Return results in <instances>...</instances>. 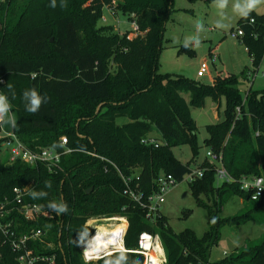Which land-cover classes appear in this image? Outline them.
I'll use <instances>...</instances> for the list:
<instances>
[{
	"label": "trees",
	"instance_id": "1",
	"mask_svg": "<svg viewBox=\"0 0 264 264\" xmlns=\"http://www.w3.org/2000/svg\"><path fill=\"white\" fill-rule=\"evenodd\" d=\"M111 3L66 0L67 6L61 8L57 0L52 8L50 0H10L0 5V79L4 81L0 93L8 96L16 121L12 132L30 150H62L61 137L67 138L66 148L72 150L62 154L56 166L28 165L1 157L4 140L0 139V204L11 200L13 188L18 187L27 190L24 203L35 204L48 215L27 221L13 210L8 216L11 230L17 236L42 230L43 235L30 240L27 247L52 261L37 264H104L118 252L86 263L79 247L93 233L85 225L87 220L111 216L127 220L124 236V229L121 233L129 264L144 262L135 252L141 233L158 237L164 264H264V235L222 260L209 259L222 226L264 222V192L251 200V193L241 191L236 182L215 186L214 163L204 161L197 167L203 169V176L189 182L197 204L207 209L208 229L197 236L189 229L175 233L162 214L147 219L145 210L123 193L126 186L121 177L133 176L137 170L139 179L133 178L130 186L138 185L144 198L156 190L154 179L160 174L181 181L191 168L177 161L171 148L190 144L193 156L197 152V127L190 109L203 106L206 97L218 101L223 95L224 117L205 126L203 143L221 157L232 178L264 179V89L252 90L251 84L242 95L238 76L228 73L216 75L209 84L158 73L172 0H120L115 9L133 14L144 32L132 39L109 25H97L104 5ZM250 18L254 19L251 24ZM238 25L244 32L240 42L253 66V71L239 75L247 79L258 72L264 59V13L251 12ZM29 88L48 98L35 114L25 111L21 98ZM121 119L124 122L119 123ZM153 129L161 136L156 147L141 142ZM46 181L51 188L44 187ZM40 190L48 195L33 200L29 193ZM200 195L210 203L201 201ZM232 196L242 199V211L220 217ZM61 199L69 211L57 215L47 205ZM0 264H20L8 243L0 242Z\"/></svg>",
	"mask_w": 264,
	"mask_h": 264
},
{
	"label": "rangeland",
	"instance_id": "2",
	"mask_svg": "<svg viewBox=\"0 0 264 264\" xmlns=\"http://www.w3.org/2000/svg\"><path fill=\"white\" fill-rule=\"evenodd\" d=\"M119 2L120 0H112L111 4L115 12H118L116 15H111L106 8H103L101 17H104L105 21L100 18L97 21L98 26H117L120 31L130 29L131 21L115 9ZM230 7L229 5L226 10L230 17L226 21L229 26L227 29L221 30L215 27L218 16L212 0H172V12L163 30L161 49L158 55V73L162 75L180 74L190 81L203 84L211 83V80L218 74H234L238 76L239 89L244 95L248 91L250 83L239 75L245 70L253 71V66L243 43L240 42L239 38L231 36V32L238 29V21L241 18L234 16ZM252 12L264 13V3L259 4ZM197 21H202L205 25L204 31L200 34V46L188 49L181 47L185 37L195 34L194 24ZM211 54L216 56L213 62L209 59ZM201 67L206 68V72L198 77L197 71ZM251 89L258 91L264 89V59L260 62ZM183 97L188 101L187 94H183ZM225 104L226 100L223 95L219 97L218 101L206 97L203 106L190 109V116L197 127L195 141L198 149L193 156L190 144L172 147V154L177 161L183 164L188 163L191 169H196L204 161L209 163L212 161L206 155L209 148L203 143L207 137L205 126L223 119ZM8 115L10 116V113ZM118 122L122 123L124 119L118 120ZM12 129L11 123L5 117L4 142L1 147V157L3 158L8 156L7 135L8 132H12ZM148 136L158 142L161 141V136L155 129ZM214 165L216 166L217 162ZM214 185L219 186L221 183L216 181ZM198 198L210 203L204 195H200ZM243 207L242 199L232 196L224 204L220 217H232L240 213ZM159 212L165 216L168 225L175 233L189 229L197 236H201L208 229L207 209L197 204L190 191L186 176L165 194V201L160 206ZM100 224L105 225L102 222ZM88 225L91 226L89 221ZM263 235L264 222L248 221L240 225H224L220 229L217 244L210 249L209 259L211 261L222 260L233 252L242 249L247 243L259 242ZM142 256L144 257V255Z\"/></svg>",
	"mask_w": 264,
	"mask_h": 264
},
{
	"label": "built area",
	"instance_id": "3",
	"mask_svg": "<svg viewBox=\"0 0 264 264\" xmlns=\"http://www.w3.org/2000/svg\"><path fill=\"white\" fill-rule=\"evenodd\" d=\"M7 1H10V0H0V5H2L3 3ZM111 4H106L104 5L103 8H106L107 11L111 15H116L118 12H115ZM122 15L126 16L127 19L131 21V27L130 29H125V30L120 31L119 27L112 26V29L116 33H118L119 35H125L127 39H132L139 35H143L144 32L140 30L139 26L133 19V16H134L133 14L131 15L122 14ZM101 16L100 18H102V20L105 21V18ZM253 22H254L253 18H250L248 20L249 24ZM243 35H244V32L240 26L238 27L236 31L231 32V36L233 38L241 39ZM209 59L213 62L215 61L216 56L214 54H211L209 56ZM205 72H206V68L201 67L197 71V76L200 77ZM256 75H257V72L253 74L250 73L249 77L247 78L250 85L252 84ZM3 82H4L3 79H0V83H3ZM4 121H0V123H3ZM7 138H8L7 151H8V161L9 162L21 161L28 165H36L38 163H44L49 166H56L59 163L60 157L62 154L69 153L72 151L71 149L66 148V144H67L66 137L60 138V145L62 147V150H57L54 148H42L40 150H30L18 139V137L13 132H8ZM141 142L146 145L153 144L155 147L158 146V144L160 143L152 137H147L145 139H142ZM206 155L207 157H210L212 159L210 163L217 162V165L216 166L214 165L213 167L215 180L217 182L219 183L236 182L239 185V188L241 191L251 193L250 195L251 200H257L263 194L264 179L262 177L244 176L236 180L228 174L225 167L223 166L220 156L213 154L210 150L206 152ZM138 174L139 173L136 170L133 174L134 177L133 176H129V177L121 176L126 186L123 193L126 194L135 203V205L145 210L146 212L145 215L147 219L154 220L157 216H159V214H161L159 212V208L165 201V194L179 181L172 175L160 174L154 179L156 190L151 195L144 198L143 193L138 188V185L136 189L130 186V183L133 178H135L136 180L139 179ZM185 176L188 182H193L194 180L199 179L203 176V169H200V168L191 169L188 173H186L183 176V178ZM12 192L14 194L13 198L11 200H6L0 204V242L2 244L4 243L10 244L12 251L16 254V259L20 264H37V262H40V261H52V259L44 258L43 256L33 254V251L27 247V243L30 240L39 239L43 235V232L41 229H37L36 231H32L29 234H25L21 236L15 235L14 232L11 230L12 222L10 219H8V216L13 210H16L27 221L28 220L34 221L41 217H48V215L45 214L37 205L23 202V196L27 192L26 189L14 187ZM117 218H124L126 220L125 217H119V216L95 217L89 220H96L99 224L102 222V223L110 225L113 222L117 223V220H116ZM89 220L85 222V225L87 227L89 226V228L93 231V233L87 240L82 242L79 247L84 262H86L85 257H88V260L86 262L88 263L90 261H96L103 257L109 256V255H112L118 252L119 250L114 249V248L110 249V251L106 250L112 246L110 244L111 242H107L108 247L106 248L104 246L105 249L98 251V252H94L93 250L91 251L87 247L86 243L97 232V229L93 228L92 225L91 226L88 225ZM156 239H158L156 235L153 236L149 233H141L139 236L138 250H136L135 252L141 255H144V264H150V263H149V258H147L146 253L143 250L142 243L146 240L152 243ZM122 243H123V237H122ZM124 251H125V248H124ZM164 262H165V257L163 258V262L161 264H164Z\"/></svg>",
	"mask_w": 264,
	"mask_h": 264
},
{
	"label": "clouds",
	"instance_id": "4",
	"mask_svg": "<svg viewBox=\"0 0 264 264\" xmlns=\"http://www.w3.org/2000/svg\"><path fill=\"white\" fill-rule=\"evenodd\" d=\"M214 8L217 10L218 19L215 21V27L217 29H227L228 28V21L230 17L227 15L226 10L230 7L231 13L239 18H247L249 17L250 13L254 11L257 6L261 3H264V0H212ZM59 5L61 8H65L66 0H59ZM50 7L56 8L57 7V0H50ZM205 25L202 21H197L194 24L195 34L192 36H187L184 38L181 47L188 49V48H198L201 43V36L200 34L204 31ZM9 92L12 93V98L15 99V91L12 85H7ZM22 102L24 104L25 111L28 113H37L41 105L48 102V98L42 96L37 92L35 88L25 89L22 92ZM10 112V104L8 100V96L5 94L0 93V121H4L5 117L8 118V122L15 126V119L10 117L8 114ZM45 188H51L50 182H45ZM30 197L33 200L42 199L48 195V193L44 190L40 191H32L29 193ZM47 207L57 215L60 214H67L69 211L68 205L62 199L59 202L56 201H49ZM87 262L88 257H85ZM104 264H129L128 255L126 252L121 248L118 251V254L113 256L112 258L105 259Z\"/></svg>",
	"mask_w": 264,
	"mask_h": 264
},
{
	"label": "bare ground",
	"instance_id": "5",
	"mask_svg": "<svg viewBox=\"0 0 264 264\" xmlns=\"http://www.w3.org/2000/svg\"><path fill=\"white\" fill-rule=\"evenodd\" d=\"M116 227H112V224H105L101 225L96 220H89V224L92 225L93 228L97 229V232L93 235V237L86 243L87 247L94 252H98L104 250V246L107 248V242H111L112 245L110 248L106 249H117L120 250L121 248L124 250L123 243H122V233L121 229L123 230V235L127 228V222L124 218H117ZM125 221V223H123ZM115 228V229H113ZM146 239V238H144ZM143 250L146 253L147 258H149L150 264H161L163 262L164 253L161 248V245L156 239L152 243L148 240L142 243Z\"/></svg>",
	"mask_w": 264,
	"mask_h": 264
},
{
	"label": "crops",
	"instance_id": "6",
	"mask_svg": "<svg viewBox=\"0 0 264 264\" xmlns=\"http://www.w3.org/2000/svg\"><path fill=\"white\" fill-rule=\"evenodd\" d=\"M10 116L13 117V114L10 113ZM14 118V117H13ZM5 121L3 122L2 131L0 132V139H3V128H4ZM12 125V124H11ZM159 241V240H158Z\"/></svg>",
	"mask_w": 264,
	"mask_h": 264
},
{
	"label": "water",
	"instance_id": "7",
	"mask_svg": "<svg viewBox=\"0 0 264 264\" xmlns=\"http://www.w3.org/2000/svg\"><path fill=\"white\" fill-rule=\"evenodd\" d=\"M101 105H99L97 108H96V114L99 112V109H100ZM91 191V188H89L86 193H89Z\"/></svg>",
	"mask_w": 264,
	"mask_h": 264
}]
</instances>
